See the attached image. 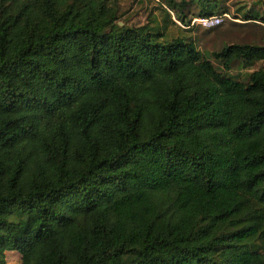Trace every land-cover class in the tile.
<instances>
[{
	"label": "trees",
	"instance_id": "1",
	"mask_svg": "<svg viewBox=\"0 0 264 264\" xmlns=\"http://www.w3.org/2000/svg\"><path fill=\"white\" fill-rule=\"evenodd\" d=\"M243 17L264 36V6ZM120 20L0 0V264H264V40L208 53Z\"/></svg>",
	"mask_w": 264,
	"mask_h": 264
},
{
	"label": "rangeland",
	"instance_id": "2",
	"mask_svg": "<svg viewBox=\"0 0 264 264\" xmlns=\"http://www.w3.org/2000/svg\"><path fill=\"white\" fill-rule=\"evenodd\" d=\"M218 1H220L222 6L220 11L225 12L224 15H227L228 18H222V22L219 24L221 28L218 31H216V28L214 32L206 31L212 28L204 29L197 24H191L194 20L199 19L197 17L192 19L190 25L188 23L183 24L178 19L177 15L168 9L164 0H117L121 14V20L118 25L143 26L149 24L151 33H161L163 35L159 40L164 39V36H166V38L171 36L173 38L192 37L197 41L198 36L203 37L202 34H208L206 39L200 40L197 44L200 51H207L208 53L220 50L222 45L231 43H257L260 42V40H264V36L260 34L257 28L251 29L252 25L246 24V22L243 21V16L246 12L253 11L261 13L264 0ZM165 13L169 14L170 20L173 22L172 24L165 23ZM222 16L223 15L220 17ZM164 24L166 25V29L162 30L161 26H164ZM232 24L238 27L231 28ZM154 26L157 28H153ZM188 26L191 27L190 31L189 33H185L188 31H183V29L188 30ZM248 73V71L240 70L232 72V74H234L233 76H238L240 78H245ZM6 264H20L19 256L16 253L7 254Z\"/></svg>",
	"mask_w": 264,
	"mask_h": 264
},
{
	"label": "built area",
	"instance_id": "3",
	"mask_svg": "<svg viewBox=\"0 0 264 264\" xmlns=\"http://www.w3.org/2000/svg\"><path fill=\"white\" fill-rule=\"evenodd\" d=\"M222 18H228L227 15H223L222 17H212V18H199L198 20H194L191 24H197L199 27L204 29L214 28L218 26L222 22Z\"/></svg>",
	"mask_w": 264,
	"mask_h": 264
},
{
	"label": "water",
	"instance_id": "4",
	"mask_svg": "<svg viewBox=\"0 0 264 264\" xmlns=\"http://www.w3.org/2000/svg\"><path fill=\"white\" fill-rule=\"evenodd\" d=\"M120 26H121V24H120Z\"/></svg>",
	"mask_w": 264,
	"mask_h": 264
}]
</instances>
